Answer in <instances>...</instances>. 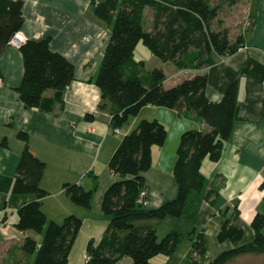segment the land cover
Masks as SVG:
<instances>
[{
    "label": "trees",
    "instance_id": "16d2710c",
    "mask_svg": "<svg viewBox=\"0 0 264 264\" xmlns=\"http://www.w3.org/2000/svg\"><path fill=\"white\" fill-rule=\"evenodd\" d=\"M237 1L103 0L93 6L97 18L110 30L93 82L101 99L111 105V128L119 129L142 107L154 105L172 109L179 117L200 119L205 129L181 133L173 167L176 196L154 209L144 206L147 197L142 195L146 189L143 174L151 165V148L163 145L166 129L156 119H143L122 136L108 161L115 179L101 197L100 207L109 221L99 242H87L85 264H116L123 256L131 258L130 264H153L155 255L174 251L181 234L173 230L159 239L156 225L168 216L193 218L205 188L201 163L205 158L213 163L220 160L232 130L238 81L228 87L220 101L210 102L205 95L206 73L164 87L163 70L156 67L146 71L144 61L134 58V50L141 42L151 54L172 63L177 70L205 69L214 63L213 54L229 55L241 45L240 37L232 40L228 27L222 26L218 17L223 5ZM145 8L151 13L148 28L142 19ZM22 23V3L0 0V52ZM49 43L48 36L26 40L18 47L23 62L20 101L25 108L44 113L62 107L65 89L74 79L72 63L52 51ZM48 90H52L50 97L45 96ZM18 137L24 139L25 134L19 133ZM43 169L44 163L24 148L15 168L10 201L15 204L21 200L16 207V229L34 232L41 238L37 242L25 237L17 249L25 260L23 264H67L82 221L76 215H67L61 223L46 217L41 209V200L48 194L40 187ZM62 189L73 204L90 206L91 192L81 184L64 183ZM236 210L232 209L229 218L221 222L219 242L241 240L242 230L233 225ZM263 226L264 216L255 215L251 222L253 241L222 252L210 264H225L243 254H264ZM188 237L194 253L192 264H196L205 251L204 240L201 233L193 236L192 231Z\"/></svg>",
    "mask_w": 264,
    "mask_h": 264
},
{
    "label": "crops",
    "instance_id": "0c3cea01",
    "mask_svg": "<svg viewBox=\"0 0 264 264\" xmlns=\"http://www.w3.org/2000/svg\"><path fill=\"white\" fill-rule=\"evenodd\" d=\"M14 1L22 3L23 23L15 33L19 42L49 36L50 49L74 66V79L65 89L60 109L53 113L27 109L18 93L23 74L19 49L9 42L0 52V264H23L25 260L17 248L25 237L37 242L41 238L16 229V207L21 200L15 204L10 201L15 168L24 148H29L44 163L40 187L48 193L41 200L46 217L59 223L55 214L61 212V216L73 213L81 219L73 256L71 249L67 264H85L87 242L100 241L109 217L98 209L96 220L85 227L91 209L71 203L62 185L78 183L86 191L98 190L97 202L101 204L104 188L114 181L113 173L97 188L120 139L141 119H156L164 125L166 138L163 145L151 148V165L143 175L147 197L144 206L157 208L177 193L173 167L181 133L188 129L203 130L205 124L200 119L179 117L172 109L146 105L136 117L128 119L125 129H118L116 136L110 126L111 105L101 99L93 82L110 36L109 28L94 13L93 0ZM247 11L252 20L235 52L225 56L213 54L214 63L205 69L172 71L176 82L169 86L194 74L206 73L205 95L210 102L220 101L235 80L238 95L232 130L220 160L213 163L205 158L201 163L205 188L193 218L168 216L157 223L159 239L173 230L181 237L170 255H155L151 259L153 264H192L194 253L188 237L191 231L193 236L202 234L205 246L196 264H210L222 252L253 241L251 222L257 214L264 216V0H248ZM165 81L163 86L169 87ZM51 95L52 90L45 92V96ZM19 133H24L25 138H19ZM234 208L237 214L233 225L242 230L243 236L237 243L219 242L221 222L229 218ZM261 232L264 237V226ZM263 259L264 254H243L228 264H254ZM130 263L129 256L116 262Z\"/></svg>",
    "mask_w": 264,
    "mask_h": 264
},
{
    "label": "rangeland",
    "instance_id": "374dc122",
    "mask_svg": "<svg viewBox=\"0 0 264 264\" xmlns=\"http://www.w3.org/2000/svg\"><path fill=\"white\" fill-rule=\"evenodd\" d=\"M95 3H96L95 1H94V4L92 3L93 6L95 5ZM247 4H248V0H238L234 4L223 5V8L219 12V16H218L219 21H220L222 26L228 27L229 36L232 40H234L237 37H240V40L243 42V33L246 31L247 26H249V24L251 23L252 17L247 11ZM150 16H151L150 9L145 8L143 11L142 19L144 22V26L146 28L149 27ZM134 58L136 60H143L144 61V69L146 71H150L156 67L161 68L163 70V73L166 74L165 84L167 86H169V84L171 82H172V84H173V82H176L175 81L176 75H173V73H172V71L174 72V69H175L173 64L170 62H163L159 58L155 57L153 54H151V52L141 42H139L135 47ZM1 85H2V82H1ZM133 117H136V115L131 116L130 120ZM143 119H145V118H143ZM143 119H141V120H143ZM146 120H149V119H146ZM127 125H129V122H127V124L125 123L122 126L123 127L122 129H125V127ZM115 135H116V133H115ZM116 136H119V135H116ZM110 173H111V171L109 170L108 165H107L104 174L100 178V186L97 189H100L103 186V184H105V179L107 178L108 175H110V177H112V174H110ZM173 179H174V176H173ZM110 183H109V185H110ZM109 185H107L104 188L103 193L105 192V190L108 188ZM97 193H98V190L91 191L90 206L88 207L89 209H91L90 210L91 211L90 212L91 217H90V221H86L85 227H87L88 225H91L89 223H91L93 220H96L97 216L95 213L98 211V209H101L100 204H98V202H97L98 201L97 200V197H98ZM145 194H146V189H145ZM73 207H76V206H73ZM88 208H86V209H88ZM61 214H62L61 212L58 214L57 213L55 214V218L59 220V223H61L64 220V218L66 217L63 215H62L63 216L62 217ZM68 215H74V214L70 213ZM31 233H33L34 235H37L34 232H31ZM72 256H73V249H72ZM228 263H229V261L226 262L225 264H228ZM254 264H264V259L262 262L258 261V263L255 262Z\"/></svg>",
    "mask_w": 264,
    "mask_h": 264
},
{
    "label": "built area",
    "instance_id": "2783aa9c",
    "mask_svg": "<svg viewBox=\"0 0 264 264\" xmlns=\"http://www.w3.org/2000/svg\"><path fill=\"white\" fill-rule=\"evenodd\" d=\"M10 42H11L13 45L17 46V47H19V45H20V42H19V40L17 39V37H16L15 34H14V36L12 37V39L10 40ZM1 82H2V78H1V76H0V85H1ZM112 130H113L114 133H118V132H119L118 129H112ZM144 193H145V191L142 193V195H144Z\"/></svg>",
    "mask_w": 264,
    "mask_h": 264
}]
</instances>
